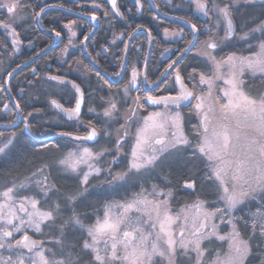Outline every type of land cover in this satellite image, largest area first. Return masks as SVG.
I'll use <instances>...</instances> for the list:
<instances>
[{"label":"flooded vegetation","instance_id":"1","mask_svg":"<svg viewBox=\"0 0 264 264\" xmlns=\"http://www.w3.org/2000/svg\"><path fill=\"white\" fill-rule=\"evenodd\" d=\"M55 1L57 2L42 4L43 8L48 5L56 6L47 9V11L54 10L48 15L50 28L42 25L52 32H59V36L38 26L37 15L41 10L34 16V0H20L21 7L17 9L15 16L9 14L6 9H0V119H11L12 114L8 117L7 113L11 111L12 106L16 109V116L12 118V121L0 123L12 124L16 122L18 108L20 109V122L16 127L7 130H10V134L17 135L25 131L33 135L35 146L41 148V151L36 152V159H45L41 162L40 167L60 169L59 161L64 154L76 148L89 149L93 153L92 159L89 160L91 167L105 171L94 174L88 179L87 191L79 198L84 202L90 200L97 203L102 200H117L121 184L118 180L113 181L112 177L129 167L128 159L133 146L134 133V129L129 128V124L136 114L142 117L143 114L155 110L177 111L174 106L168 105L166 108L164 103L152 104L146 99L148 96L177 95L181 90L179 83L176 82L177 73L183 83L194 93L193 89L198 73L204 72L210 67L208 56L202 55L201 45L207 46V43L215 42L218 47L213 50L228 54L232 50L241 51L243 49L252 52L253 48L245 46L264 41V28L254 32L250 31L259 28L261 22L264 21V0H202L205 4L204 11L197 7V0L195 2L194 0H171L170 2L161 0L159 3L153 0L156 8L151 5L150 0H139V3L137 0H117L118 12L114 11L106 0L115 16L129 22L131 31L128 34L115 31L111 33V37L105 44H102L100 38L103 19L98 14L101 13L99 12L101 10H98L100 9L99 4L92 5L96 7L98 13L87 14L98 18L87 20L79 16V13H83L81 0H73L74 4H71L69 0ZM5 2L6 0H0V3ZM225 4L229 6L233 19V35L227 38H225V21L218 10ZM165 6L168 7L165 8ZM45 12L41 15V23ZM161 13L186 20L188 17V21L196 25L198 39L194 48L175 65L164 81L157 87H152L166 72L169 65H172L188 47L189 41L192 42L194 37L193 30L186 25L192 32L188 43L184 41L174 48L159 45L156 42V36L150 29L149 22L162 21L163 18H166ZM64 14H71L76 18L68 20L67 17L62 16ZM97 19H99L97 31L85 39L94 30ZM4 23H10L15 29L16 35L10 34L12 28L5 29ZM34 23L49 36L44 37L39 33H34ZM71 25L76 31L74 47L69 46L67 36V29ZM137 29L143 30L133 35ZM164 29L161 31V37L166 40L163 36ZM181 30L183 32L181 36L170 41L184 40V29ZM244 33H248V35L244 36ZM240 37H243L242 42H234ZM129 40L125 70L119 79L109 80L101 70L112 76H118L115 73L120 74ZM120 43H124L121 58H119ZM52 45L54 46L51 49L40 54ZM165 48L170 49L169 53L164 55ZM148 54L150 57L145 70ZM25 63L26 65L17 70L7 81L9 74ZM22 69H26L28 76L18 75ZM134 70L137 76L133 83ZM39 72L41 75L35 77L34 74ZM53 77L72 80L81 87L83 104L81 114L77 119L66 118L53 104V101H56L65 109L71 110L75 107L78 98L76 91L70 85L59 81V79H53ZM40 103H44V106L39 110ZM112 104L116 105L115 109L111 108ZM23 105L29 109L27 113H23ZM33 105L34 111L32 110ZM192 106L193 101L187 107H180L179 111L185 118L187 138L194 145L198 139L196 130L199 125ZM106 110L110 111L111 115H105ZM33 112L34 120L32 119ZM127 112H130L128 116ZM26 126L28 129L32 127V130L26 131ZM92 128L96 129L97 136L92 139H83L88 136ZM62 133H71V135L61 136ZM39 147L37 148L39 149ZM46 149H49L50 153H45ZM192 151L193 148L185 147L179 153L165 156L156 165L165 169L182 166L183 163L188 165V163L197 162L198 156L195 160L188 158ZM101 152H103L102 155H96ZM158 179H160L159 176ZM52 181L56 186V182H58L62 186L68 187L70 189L68 194L80 186L78 177H52ZM145 181L142 180L140 184L143 185ZM136 183H131V187L135 188L140 185L138 182ZM96 211L94 210V212Z\"/></svg>","mask_w":264,"mask_h":264},{"label":"snow or ice","instance_id":"2","mask_svg":"<svg viewBox=\"0 0 264 264\" xmlns=\"http://www.w3.org/2000/svg\"><path fill=\"white\" fill-rule=\"evenodd\" d=\"M111 3L113 8L117 7L116 0H111ZM20 7V0H6L5 3H0V9H6L13 16ZM197 7L204 11V2L197 0ZM218 10L225 21V38H227L233 35L232 13L227 4ZM92 18L96 17L93 15ZM3 27L9 29L12 25L4 23ZM192 28L196 29V25L193 24ZM260 28H264V21L259 28L250 31L254 32ZM10 34L16 35L14 28ZM56 35L59 36L60 33L57 32ZM243 35L247 36L248 33ZM207 47L215 49L218 45L211 42L207 43ZM202 55L208 56L215 65V79H223L228 86L223 90V97L226 98L224 103H220L221 98L216 97L215 103L219 104L220 112L218 122L213 124L209 116V113L215 111L213 105L204 111L205 99L212 96L213 78L200 75L199 83L208 85L206 97L194 95L177 73L176 82L180 84L181 89L177 95L146 98L152 104L163 100L166 108L169 104L175 105L177 111L155 113L145 119L144 124L137 130L136 144L132 151L133 159L128 170L117 173L112 180H123L133 169L140 170L154 166L165 156L179 153L185 147H191L193 151L188 158L195 160L199 156L206 160L209 172L205 178L219 181L225 194L222 199L227 202V208L232 210L257 196L264 200V91L259 92L258 95L248 94L241 79L245 71L250 72L253 78L259 76L260 79H264V41L258 43L257 51L250 56L236 57L233 54L217 60L208 52ZM224 66L228 69L227 79L220 74V69ZM171 67L173 65H169V68ZM136 76L134 70L133 83ZM53 79L59 78L53 77ZM76 87L79 90V86ZM193 100L196 101L195 110L203 113L200 128L196 130L198 139L194 145L183 133L182 115L179 111L180 107H187ZM80 103L78 99L75 107L69 111V115L79 114ZM53 104H56V101H53ZM115 107V104L111 105L112 109ZM105 115H111L110 111L106 110ZM62 135H71V133H62ZM96 136L97 131L92 128L88 136L83 139H92ZM11 143L9 139L0 146V153H4ZM102 154L103 152L96 155ZM92 157L93 153L85 148L81 155L70 153L59 163L72 172H77L79 165L87 163ZM89 167L91 168V165ZM94 171L98 173L100 169ZM88 177L89 173H85L81 183L86 185ZM196 184V174L190 172L189 178L184 180L181 187L194 190ZM37 185L42 199L48 198L52 190L59 191L55 184L48 186L47 177L42 182L37 181ZM24 187L25 184L13 185L0 193L4 198L3 202H0V249H16L15 259L12 255L0 256V264H79V256H74L72 253L75 244L71 242L65 244L69 235L78 230L86 231L87 237L90 238L91 242L88 239L84 240L81 248L90 250L93 264H178L181 259L192 261L193 264H245L252 253L250 243L252 235L247 239L243 238L235 224L232 225L231 232L219 235L217 225L210 223L217 213L224 211L222 209L207 211L204 209L205 202L197 200L181 213L172 215L168 199L173 195L171 189L157 191L158 186L154 185L153 193L150 195H154L155 198L151 200L142 190L141 193L136 194V199L116 205L120 209L119 212H113L112 206H106L103 220L97 218L93 225L86 226L80 214L71 207L87 191L86 188L66 195L67 207L71 211L65 218L59 203H54L49 210H41L38 207L40 200L35 197L13 196L15 189ZM160 196H164L165 199H159ZM191 208H195L196 212L190 221ZM133 211L140 215L133 216ZM253 215L264 220V211L259 208ZM251 227L253 233L259 232L261 242H264V223L257 228L256 223L253 222ZM45 228L49 229V232L58 233L49 236V239L54 240L55 245L59 246L56 251L48 247L44 240L33 239L25 231V229H33L34 233L43 236ZM21 232L23 235L16 239L15 234ZM177 232L179 239L176 238ZM186 232H190L193 239L186 238ZM212 238L227 241V250L222 253L221 249L217 248L212 259L206 262L205 256L211 249L202 245L204 242L211 244ZM101 242L104 245L103 250L98 247ZM65 248L68 249L67 255L64 252ZM21 249H27L28 254ZM58 255L59 259L56 258Z\"/></svg>","mask_w":264,"mask_h":264},{"label":"trees","instance_id":"3","mask_svg":"<svg viewBox=\"0 0 264 264\" xmlns=\"http://www.w3.org/2000/svg\"><path fill=\"white\" fill-rule=\"evenodd\" d=\"M83 3L82 12L86 15L88 13H98V10H101L98 13L101 18L103 19V25L100 31V38L102 39V44H105L107 39L111 37V33L113 32H121L128 34L131 31L129 22L126 19H121L118 16H115L110 8V6L107 4L106 0H81ZM156 3H159L161 0H154ZM57 2L55 0H47L45 4ZM71 4H74L73 0H69ZM99 4L100 9H96V7H93V4ZM45 7V6H44ZM168 6H165L167 8ZM43 8V5L40 3V0H34V16L36 15V12L40 11ZM54 12V10H46V12L42 16V24L46 28H50V24L48 21V15L49 13ZM180 14V13H177ZM62 16L67 17L66 19H75L76 17L72 16L71 14H64ZM184 16V15H181ZM188 16V15H187ZM186 18V16H184ZM85 19V18H84ZM189 20V18L187 17ZM192 21V19H191ZM87 23V22H86ZM150 29L152 30V33L155 38L157 39V43L161 46L166 47H172L174 48L178 44H182L184 41L185 43H188L190 36H191V30L188 28L185 24L172 20L169 18H163L162 21H150L149 22ZM184 29V40L180 41H168L164 40L163 37H161V31L162 29ZM34 33H39L44 37L49 36V34L40 28L35 26L34 23ZM184 48V46H183ZM119 53L120 57H122L123 51H124V43H120L119 45ZM240 51V50H237ZM120 60V59H119ZM18 75H24L28 76L26 73V69H22L21 72H19ZM41 75V72L34 74L35 77ZM246 82V89L251 93H259L262 90H264V79H260L259 76L256 78H247ZM44 103H40L38 105L39 110L40 107L43 108ZM32 110L34 111V105L32 106ZM23 113H27L29 109L26 106H22ZM10 114H12V118L16 116V109L12 106L11 111L7 113V116L9 117ZM11 119H0V122H9L12 121ZM34 120V112L33 117ZM34 128V125L32 126ZM32 127L29 129L32 130ZM0 137H4L8 134H10V130H7L6 128H0ZM39 146H35V140L33 135L22 131L19 134H17V137L15 139V143L13 147L7 152L2 158L0 159V187L5 186L9 184L12 180H20L21 178H25L32 174L33 171H36L40 166L42 165V161L45 159H36V152L41 151V148H37ZM38 149V150H37ZM45 153H50L49 149L45 150ZM207 162L204 158H201L198 156L197 162H191V163H183L182 166H176L175 168H160L155 173L160 174L156 175L154 172H150V177L148 180H146L143 183V186H148V183L155 182L156 186H158L161 189L164 190H172L173 193V205L178 206L185 204L187 202H190L194 198H200L206 202H215L218 199V190L216 186V182L211 179H206V174L208 173L207 170ZM195 172L197 177V184L194 192H191L189 189H185L181 187L185 179L189 178V173ZM50 176L54 178H65L68 177L67 175H63L59 172V169H50ZM158 176L160 179H158ZM57 188L59 189V192L66 196L69 192L68 187L62 186L60 183L56 182ZM128 187H131V184H125L119 186V197L118 199H123L125 196L130 194L135 188L127 189ZM63 195V196H64ZM46 201L48 204L54 205V203H59L61 205V211L64 214V217L66 218L67 215L70 214L71 209L67 207L66 201L63 199H55L53 198H47ZM45 202V201H44ZM106 202V200H102V202H92L87 201L84 202V200L79 199L73 203L71 206L74 208V210L79 213L85 215V221L90 223L91 221V215L93 214L94 210H98L100 207H102ZM41 205L44 206V203L41 202ZM261 209L264 211V200L261 199V202H246L239 206V208L234 212V224L237 227V230L241 232L242 237L247 239L250 235H252V239L250 241L252 245V253L248 257L245 264H264V242H261L259 232L253 233L252 230V223L255 222L257 225V228L261 223H264V220L259 218L258 216H254L253 213H256L257 209ZM54 232V231H53ZM56 235L58 233L54 232ZM44 236H40L39 238L43 239ZM86 240L84 233L81 231H75L74 233L70 234L67 240L65 241V244H68L69 242L75 244V248L72 250L73 255L79 256V261L87 262V264H92V254L90 251L82 249L81 245ZM45 241V240H44ZM46 242V241H45ZM48 245V243H47ZM59 246H55L53 250L56 251ZM22 252L25 254H28L25 250L21 249ZM65 255H67L68 249L65 248L64 250ZM16 249L13 250H5L0 249V256L7 257L9 255L13 256V259H15ZM59 258V255L57 256ZM56 257V258H57ZM80 264V263H79ZM82 264V263H81Z\"/></svg>","mask_w":264,"mask_h":264},{"label":"rangeland","instance_id":"4","mask_svg":"<svg viewBox=\"0 0 264 264\" xmlns=\"http://www.w3.org/2000/svg\"><path fill=\"white\" fill-rule=\"evenodd\" d=\"M46 1L47 0H40V3L43 4ZM166 1L170 2L171 0H166ZM195 1L196 0H194V2ZM183 5L185 6V4H183ZM194 7L196 8V5ZM216 11H218V10H216ZM75 32L76 31L74 30V26L73 25H71L69 27V29H67V36L69 38V46H71V47L75 46V41H76V33ZM73 33H75V35H73ZM182 33L183 32H182L181 29H164L163 30V36L168 41L179 38ZM242 41H243V37H240L239 39H235L234 42L238 43V42H242ZM259 42L260 41H258L257 43H252L251 45L248 44V45L245 46L246 48H253L252 52H247L245 49H243V50H241L239 52H237V50L236 51L232 50L228 54H226V53L223 54L222 52H217V50L209 49L205 44L203 46L201 45L200 48H202V52L203 53L204 52H208L212 56H215L217 60H222V59L227 58L229 55H233V54L236 57L250 56L252 53L257 51V46H258ZM169 49L170 48H165L164 49L165 50L164 55L169 53ZM207 60H208V62L210 64V67H209L208 70L198 73V78L196 80V83L194 85V89L193 90H194V95H202V96H206L207 97L208 85L199 83L200 75L204 74L205 77H212L213 78L214 84H213L212 96L207 97L205 99L204 111H207V109H208V107L210 105L214 106L215 111H214V113H209V116H210V118H212V123L216 124L218 122V119H219V116H220L219 104L215 103L216 97H220L221 98L220 99V103H224L226 101V98L223 97V90L226 89L228 86L224 83L223 79H215V72H214L215 65L213 64V62L210 59H207ZM220 74H222L225 79L228 78V69H227L226 66H224V67H222L220 69ZM251 77H252V75L248 71H245V73L242 75L241 79L244 81V90L246 92H248V94H250V95H258L259 93H257V94L255 93L254 94V93L249 92L246 89V82L248 81L247 78H251ZM262 91H264V90H262ZM195 103H196V101L193 100L192 108H193V110H194V112H195V114H196V116L198 118L197 122H198V125H199L198 126V129H199L200 128L201 116H202L203 113H198L195 110V108H194ZM166 111L170 112V113H174L175 112L173 110H155V111H151L149 113L143 114L142 117L139 114L135 115V117L133 118L132 122L129 124V128L132 127V129H134V133H133V138H132L133 146H132V149H131V152H130V156H129V159H128V165L131 163V161L133 159L132 158V151H133V148H134V146L136 144L137 130L144 124L145 119L148 118L150 115H153L155 113H164ZM129 113L130 112H127L126 115L128 116ZM181 115H182V129H183V133L187 137L186 131H185V129L187 128L186 123H185V118H184L183 113H181ZM16 137H17L16 134H8V135H6L4 137H0V146H2L4 143H7V141L9 139H11V141H12V143L8 146V148L5 150V152L4 153H0V159L7 152H9V150L13 147ZM83 150L84 149H82V148H76L75 150H72V151L64 154L60 160H63L70 153H75L77 156H79V155H81L83 153ZM89 165H91V163L88 160L87 163L79 165V168H78L77 172H72L70 169H67L64 165L60 164L61 168L59 169V172L61 174L65 175V176L67 175V176H72V177H78L79 180H80V183H81L85 173H89V177H88V179H89L94 174H100V173H103L105 171L104 169H100V171L97 173L96 171H94V169H99V168H93V166L90 168ZM159 168H160V166L155 164L154 166H148V167L142 168L140 170L133 169L132 171H130L128 173V175L123 180H118V181H120L121 185H125V184L129 185L131 183L132 184L133 183L137 184L136 182H138V184H140L142 182V180H148V178H150V177H148L150 175L149 174L150 172H156V171H158ZM127 170H128V168L123 170V171H119V173L125 172ZM207 170L209 172L208 168H207ZM45 177H47L48 186L54 184L53 181H52V177L50 176V169H48L46 167H40L36 171H33L31 175H29V176H27L25 178H21L20 180H12V181L9 182V184H7L5 186H1L0 187V193H3L9 187H13V185H17L18 186L20 184H25L26 187L15 189V191L13 193V196L16 197V198H18L20 196H32V197H35L36 199L40 200V204L38 205V207H40L41 210H49L54 205L48 204V202L46 201L47 198L46 199H42L41 198L40 189H39V187L37 185V181H41L42 182ZM213 180L216 182V186H217V190H218V199H217V201L209 203V202H206V201H204V200H202V199L197 197V198H194L193 200H191L190 202H187L185 204L178 205V206L175 205L174 206L173 205V196H171V197H168L169 205H170V211H171L172 215H175L177 213H181V211L183 209H185L186 207L196 203L197 200L204 201L205 202L204 209H206L207 211L211 212V211H214L217 208L224 210L221 213H217L216 216H214L211 219L210 223H214L215 225H217V232H218L219 235H226V234H228L229 232L232 231V225L234 224V220H233L234 219V217H233L234 212L242 204L238 205L235 209L229 210L227 208V202L224 199H222V197L225 195L224 192H223V188L220 186L219 181H216L215 179H213ZM149 182L150 183H148V186H143L142 184H140L138 187L136 186V190L134 189L132 192H130V194L125 196L123 199H118L117 198V200H111V201L106 202L102 207H100L96 212H94L91 215L90 223L85 221L86 220L85 219L86 218L85 215L80 214L81 219L83 220V223L86 226H90V225H93L96 222L97 218H99L102 221L103 218H104V213H105V210H106V206H112V211L113 212H119L120 209L117 208L116 205L127 203V202H130V201L136 199L137 198L136 194L141 193L142 190H143L144 195L148 196V199H150V200L154 199L155 198L154 195H150V194L153 193V186L154 185L156 186V184H155V182H151V181H149ZM80 183H79V185H80L79 188L78 189H74L73 192L86 188L87 184L85 185V184H82V183L80 184ZM230 186H231V181L229 180V187ZM160 190H164V189H161V188L157 187V191H160ZM164 191H167V190H164ZM73 192H71V193H73ZM53 197H55V199H57V200L58 199H63L64 201H66V199H65L66 196L65 195L63 196L59 191L57 192L55 190H52L49 193L48 198L51 199ZM159 199L163 200V199H165V197L164 196H160ZM3 200H4L3 196L0 195V202H3ZM257 201L261 202V198L259 196H257L255 199H248L244 203H246V202H257ZM41 202L44 203V206L41 205ZM66 203H67V201H66ZM195 212H196L195 208H191L189 210V220L190 221H191L192 216L195 215ZM132 215L136 216V215H140V214L139 213H135L133 211ZM181 222H178V223H181ZM25 231H27L30 235L34 236L35 238L40 239L39 237L41 235L34 233L33 229H25ZM44 232H45V235H43L44 236L43 239L46 241V244L48 243L47 246L50 247V248H54V245H55L54 240L49 239V236L50 235L51 236H55L56 234L54 232H49V229H47V228L44 229ZM81 232L84 233L85 238L88 239L89 242H91L90 238L87 237L86 231H81ZM22 235H23V232L16 233L15 234V238L19 239L20 236H22ZM185 236H186V238L193 239V237L190 236V232H186ZM176 238L179 239V233L178 232L176 233ZM55 246H57V245H55ZM202 246L205 247V248L211 249V251H209L206 254V256H205V261L207 262V261L212 259V257L215 254V250L217 248L221 249L222 253L227 250V241H218L215 238H212V243L211 244H209L208 242H204ZM98 247H100L103 250V248H104L103 242H101L98 245ZM25 251L27 252V250H25ZM88 251H90V250H88ZM102 254H103V252H102ZM59 258L57 257V259H59ZM193 261H194V254H193ZM79 263L80 264L81 263L82 264H87V262H85V261L84 262L79 261ZM92 264H93V262H92ZM178 264H193V262L189 261V260H186V259H181L178 262Z\"/></svg>","mask_w":264,"mask_h":264},{"label":"water","instance_id":"5","mask_svg":"<svg viewBox=\"0 0 264 264\" xmlns=\"http://www.w3.org/2000/svg\"><path fill=\"white\" fill-rule=\"evenodd\" d=\"M108 1V3L111 5V7L113 8V6H112V3H111V0H107ZM117 1V0H116ZM150 3H151V5L154 7V8H156V6H155V4H154V2H153V0H150ZM52 7H56V6H52V5H48V6H45L44 8H43V11H40L39 13H38V15H37V24H38V26L39 27H41L42 29H44L45 31H47V32H50V33H52V34H54V35H56V33L55 32H52V31H50V30H48V29H46V28H44L43 27V25H42V23H41V15H42V13L44 12V11H46L47 9H50V8H52ZM113 10L114 11H116V12H118L117 11V7L116 8H113ZM159 12V11H158ZM164 17H166V18H169V19H172V20H176V21H179V22H181V23H183V24H185V25H187L188 27H190L192 30H193V40H192V42L188 45V47L177 57V59L174 61L175 62V64L173 63L172 65H173V67H171V68H168L167 70H166V72L162 75V77L154 84V85H152V87H157L162 81H164V79H165V77L172 71V69L175 67V65L187 54V53H189L193 48H194V46L196 45V43H197V39H198V32H197V28L196 29H193L192 28V23L190 22V21H188V20H186V19H183V18H181V17H178V16H172V15H167V14H163V13H161ZM79 16L80 17H83V18H86L87 20H91V18H92V16L91 15H86V14H83V13H79ZM96 18H98V17H96ZM98 25H99V19H97V22L94 24V30L92 31V33L87 37V38H89L90 36H92L96 31H97V27H98ZM143 29H137L134 33H133V35L135 34V33H137V32H140V31H142ZM132 35V36H133ZM131 36V37H132ZM130 40H131V38H130ZM130 40L128 41V43H127V46H126V51H125V61H124V65H123V68H122V71L120 72V74L118 75V76H112V75H109L108 73H106L105 71H102L101 69V72L109 79V80H113L114 81V79H119L120 78V76L122 75V73H123V71L125 70V67H126V60H127V56H128V50H129V45H130ZM84 44H85V42H84ZM54 45H52V46H50V47H48V48H46V49H44L42 52H40V54L41 53H44V52H46V51H48L49 49H51L52 47H53ZM84 49H85V47H84ZM149 57H150V54H148V57H147V60H146V66H145V70H146V67H147V65H148V60H149ZM26 65V63L25 64H23V65H21V66H19L17 69H15L14 71H12L10 74H9V76H8V78H7V81L9 80V78L17 71V70H19V69H21L23 66H25ZM144 73H145V71H144ZM59 81H61V82H64V83H66V84H68V85H70L75 91H76V93H77V96H78V98H77V100L79 99L80 101H81V103H80V111H79V114H74V115H69V111L70 110H68V109H65L62 105H60L59 103H57L56 102V104H54L55 105V107L58 109V111L63 115V116H65L66 118H69V119H77L79 116H80V114H81V110H82V104H83V92H82V90H81V87L76 83V82H74V81H72V80H69V79H65V78H59ZM180 85V84H179ZM76 86H79V90H77V87ZM187 87V86H186ZM7 88H8V84H7ZM187 89L189 90V88L187 87ZM162 103H164L165 104V102L163 101V100H161L158 104H162ZM57 105H60V106H62V107H58ZM169 105H171V104H169ZM171 106H174V107H176L175 105H171ZM18 108V107H17ZM66 110H68V111H66ZM20 120H21V113H20V109L18 108V119H17V121L16 122H14V123H12V124H2V123H0V128H6V129H9V128H14V127H16L17 125H18V123L20 122ZM26 128V131H29V129H28V127L26 126L25 127ZM61 136H62V134H60ZM64 136V135H63ZM192 192L194 191L193 189H190ZM29 234V233H28ZM30 235V234H29ZM30 236H32V235H30ZM21 237V236H20ZM33 237V239H37V238H35L34 236H32ZM23 250H27V249H23Z\"/></svg>","mask_w":264,"mask_h":264}]
</instances>
